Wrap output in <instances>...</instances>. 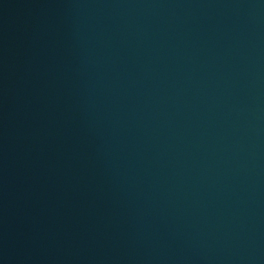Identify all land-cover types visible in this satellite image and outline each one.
Here are the masks:
<instances>
[{
    "label": "water",
    "instance_id": "1",
    "mask_svg": "<svg viewBox=\"0 0 264 264\" xmlns=\"http://www.w3.org/2000/svg\"><path fill=\"white\" fill-rule=\"evenodd\" d=\"M0 264H264V0H0Z\"/></svg>",
    "mask_w": 264,
    "mask_h": 264
}]
</instances>
